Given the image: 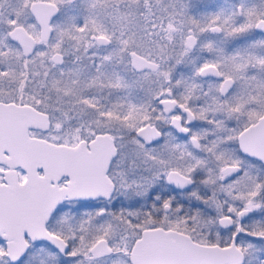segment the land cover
I'll use <instances>...</instances> for the list:
<instances>
[{
	"label": "snow or ice",
	"instance_id": "6c2138e0",
	"mask_svg": "<svg viewBox=\"0 0 264 264\" xmlns=\"http://www.w3.org/2000/svg\"><path fill=\"white\" fill-rule=\"evenodd\" d=\"M0 264H264V0H0Z\"/></svg>",
	"mask_w": 264,
	"mask_h": 264
}]
</instances>
